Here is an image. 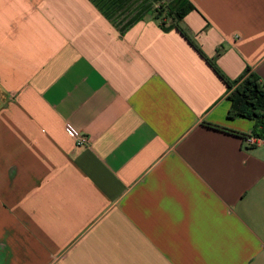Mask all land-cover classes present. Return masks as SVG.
Returning <instances> with one entry per match:
<instances>
[{
	"label": "crops",
	"instance_id": "obj_1",
	"mask_svg": "<svg viewBox=\"0 0 264 264\" xmlns=\"http://www.w3.org/2000/svg\"><path fill=\"white\" fill-rule=\"evenodd\" d=\"M187 1L225 76L264 82V0ZM167 5L0 0V264H264L256 124Z\"/></svg>",
	"mask_w": 264,
	"mask_h": 264
},
{
	"label": "trees",
	"instance_id": "obj_2",
	"mask_svg": "<svg viewBox=\"0 0 264 264\" xmlns=\"http://www.w3.org/2000/svg\"><path fill=\"white\" fill-rule=\"evenodd\" d=\"M194 10L195 8L187 0H168L166 8L157 10L156 20L160 21L165 30L176 29L226 84L229 91L227 99L231 104L228 119L240 117L252 120L257 128L254 134L264 135V82L251 72H247L235 81L225 76L215 62L197 45L189 31L182 26L183 19ZM167 21L170 23L168 28L165 27Z\"/></svg>",
	"mask_w": 264,
	"mask_h": 264
},
{
	"label": "built area",
	"instance_id": "obj_3",
	"mask_svg": "<svg viewBox=\"0 0 264 264\" xmlns=\"http://www.w3.org/2000/svg\"><path fill=\"white\" fill-rule=\"evenodd\" d=\"M67 133L75 139L76 145L78 147H85L89 144V140L87 137L74 132L72 129L68 128ZM244 143L246 144V146L251 147V148L260 147V146L264 147V135L257 136L255 134H252V135L246 136L244 138Z\"/></svg>",
	"mask_w": 264,
	"mask_h": 264
}]
</instances>
